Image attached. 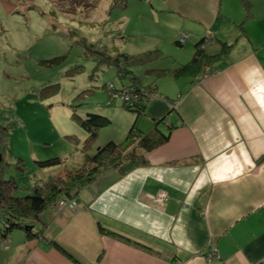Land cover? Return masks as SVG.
<instances>
[{"label":"crops","instance_id":"1","mask_svg":"<svg viewBox=\"0 0 264 264\" xmlns=\"http://www.w3.org/2000/svg\"><path fill=\"white\" fill-rule=\"evenodd\" d=\"M138 2L186 35L184 52L158 68L184 63L206 36L210 56L221 42L232 47L195 77L166 74L174 82L164 93L152 85L163 97L133 125L158 124L169 139L147 153L148 164L103 170L75 194L77 210L48 206L35 223L43 238L15 229L0 240V264H264V0ZM128 128L107 139L100 130L89 151L123 140ZM99 222L148 247L102 233ZM212 245L219 256L208 260Z\"/></svg>","mask_w":264,"mask_h":264},{"label":"rangeland","instance_id":"2","mask_svg":"<svg viewBox=\"0 0 264 264\" xmlns=\"http://www.w3.org/2000/svg\"><path fill=\"white\" fill-rule=\"evenodd\" d=\"M111 1L0 0V121L11 133L0 165L2 176L15 178L19 187L13 193L17 196L52 177L65 176L84 161L87 131L73 117L74 110L82 116L101 114L98 110L108 113L103 115L111 124L100 129L101 139L136 123L137 113L125 108L120 98L107 104L109 83L119 89L133 82L134 73L142 84L157 85L162 93L164 88H173L167 83L174 82L170 77L147 71L166 67L175 53L184 52L187 45L175 43L180 39L177 24L171 27L163 15L156 21L151 7L146 3L142 5L146 8L137 6L138 0L114 7ZM77 2L81 7L74 6ZM85 43L94 50L89 55ZM215 48L208 51L216 53L219 49ZM156 50L163 56L141 64L128 61L130 73L124 77L116 63L106 60L121 53L133 56ZM56 57L62 59L52 65L45 62ZM186 57L182 62L192 58ZM98 147L96 143L90 153ZM56 156L63 159L60 165H35L37 159ZM69 199L75 198H59L52 205L65 208L60 200Z\"/></svg>","mask_w":264,"mask_h":264},{"label":"trees","instance_id":"3","mask_svg":"<svg viewBox=\"0 0 264 264\" xmlns=\"http://www.w3.org/2000/svg\"><path fill=\"white\" fill-rule=\"evenodd\" d=\"M54 1V0H52ZM127 0H112L111 7L126 5ZM247 5H249L248 2ZM82 3L77 2L74 6L81 7ZM93 6V3L90 5ZM31 7L39 10V7L32 4ZM42 13V11H41ZM71 13V12H70ZM209 37H203L195 43V53L193 57L184 63H179L175 68H152L148 73L154 74H169L175 78L182 76L195 77L203 72L205 66L212 58L218 57L221 53H226L232 46L225 42H221V52L216 55H208L206 53V42ZM86 41V40H85ZM177 44H180L177 41ZM92 46V45H91ZM86 55L91 54L89 45L85 43ZM163 54L156 51H149L138 55L119 54L118 57L107 56L109 60L117 65L118 73L121 77L127 76L130 72L126 69V64L133 62L135 64L146 63L162 57ZM62 57H56L45 61L48 64L59 62ZM105 60V59H104ZM101 60V61H104ZM100 61V62H101ZM140 79L133 73V84L137 88H150L152 86H140ZM108 91V89H107ZM111 92L108 91V100L113 101ZM149 101V100H148ZM137 103L133 107L122 102V105L130 111H134L139 116L143 113L145 104L148 102ZM73 117L87 131V138L84 140L83 149L85 150V159L82 163L73 167L66 172L65 176H57L48 179L43 184H36L31 188V192L24 196H17L13 192L18 189V184L14 177L6 179L3 175L4 168L0 165V240L7 239L15 229H23L27 237H42L44 236V228L36 229L35 223L42 222L41 213L50 205L57 202L59 198L70 197L74 198L77 191L85 185L93 182L98 175L107 169H116L120 175H124L137 166L148 164L147 153L164 143L169 139V134L164 133L158 124L149 132H142L133 125L128 131L126 137L122 141L110 140L106 144L99 146L94 153H90L89 149L97 140L99 131L102 127L111 123V119L103 114L89 113L86 116L80 115L76 110L73 112ZM163 122L157 121V123ZM72 138V136H70ZM10 127L0 121V156L2 150L10 147L11 143ZM74 141L78 142L76 138ZM0 157V158H1ZM1 162V161H0ZM35 165L39 168H50L60 165L63 159L59 156L35 160ZM99 228L102 233L107 235H115L131 241L137 246L147 248V244L135 241L130 237L115 232L99 222ZM53 244L61 249V246L53 241Z\"/></svg>","mask_w":264,"mask_h":264},{"label":"built area","instance_id":"4","mask_svg":"<svg viewBox=\"0 0 264 264\" xmlns=\"http://www.w3.org/2000/svg\"><path fill=\"white\" fill-rule=\"evenodd\" d=\"M186 41V35L180 36L179 43L184 44ZM108 91L111 92L112 99L120 98V100L124 103L132 105L133 107L137 103H142L151 99L162 98L163 96L154 88H137L134 85L122 86L121 88H116L113 83H109L107 85ZM178 101L174 102V105L177 106ZM165 195L158 197L156 200L159 201L162 198H165ZM60 205L70 210H77L79 208V204L76 199L69 200H60ZM219 256L218 248L215 245H212L208 252L206 253V258L208 260H212Z\"/></svg>","mask_w":264,"mask_h":264}]
</instances>
